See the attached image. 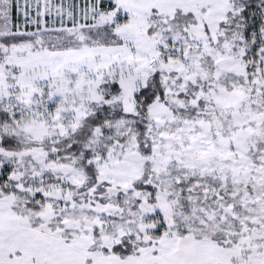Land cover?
I'll use <instances>...</instances> for the list:
<instances>
[{
	"label": "snow or ice",
	"instance_id": "6c2138e0",
	"mask_svg": "<svg viewBox=\"0 0 264 264\" xmlns=\"http://www.w3.org/2000/svg\"><path fill=\"white\" fill-rule=\"evenodd\" d=\"M0 264H264V0H0Z\"/></svg>",
	"mask_w": 264,
	"mask_h": 264
}]
</instances>
